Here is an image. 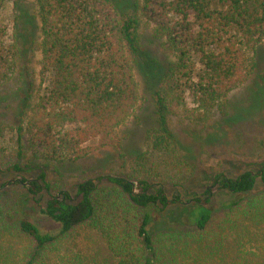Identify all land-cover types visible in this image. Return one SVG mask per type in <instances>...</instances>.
Instances as JSON below:
<instances>
[{"label": "trees", "instance_id": "16d2710c", "mask_svg": "<svg viewBox=\"0 0 264 264\" xmlns=\"http://www.w3.org/2000/svg\"><path fill=\"white\" fill-rule=\"evenodd\" d=\"M5 1L0 0V7ZM35 2L40 24L36 44L29 37L32 32L10 39L0 17V87L16 73L31 86L28 64L35 48L40 51L41 67L49 73L47 89L26 119L19 121L7 169L20 176L11 182L20 183L33 200L39 203L45 196L40 213L58 231H41L23 210L17 225L33 239V247L22 264H45L60 237L84 223L104 237L115 264H161L166 251L159 249L149 231L151 211L179 202L180 194L176 184L166 187L159 181L162 175L157 166L158 171H152L140 165L148 151L135 157L128 177L106 174L55 193L43 171L34 178L20 175L21 161L60 173L59 167L91 153L84 144L92 140L98 149L111 147L119 157L125 156L124 138L116 129L135 114L141 98L134 68L145 56L139 41L143 19L151 25L152 37L174 57L151 82L146 73L142 75L144 83L149 82L145 94L153 103L156 120L147 133L148 148L162 155L161 163L169 171H182L187 160L168 124L170 107L191 112L185 108L188 97L195 110L229 121L230 92L255 72L250 52L264 40V0H129L125 10L119 9L117 0ZM145 63L152 62L145 59ZM29 98L26 95L23 100ZM5 154L0 147L2 160ZM257 178L264 183V166L235 177L216 173L214 186L240 195L252 190ZM101 181L108 185L101 186ZM211 193L205 190L204 199L187 193V202L198 206L188 218L199 232L209 221L210 214L201 205ZM59 264L82 263L65 254Z\"/></svg>", "mask_w": 264, "mask_h": 264}, {"label": "rangeland", "instance_id": "374dc122", "mask_svg": "<svg viewBox=\"0 0 264 264\" xmlns=\"http://www.w3.org/2000/svg\"><path fill=\"white\" fill-rule=\"evenodd\" d=\"M117 1L119 9H128L129 0ZM0 17L7 25L10 39L15 34L21 36L32 32L30 39L35 44L40 41L35 0H6L0 7ZM139 41L145 56H141L139 65L134 68V78L141 98L135 114L116 129L124 138L125 156L119 157L118 150L111 147L98 149L97 141L92 140L84 144L91 148V153L59 167L60 173L52 167L42 170L22 160L24 170L20 175L34 178L43 171L51 192L55 193L59 189L71 190L86 179L96 181L98 176L106 174L128 177L135 165V157L148 151L147 160L139 161L140 165L154 169L157 166L162 175L159 181L166 187L176 184L180 194L179 202H169L162 210L151 211L149 231L156 237L159 249L166 251L161 264H164L165 256V264H264V183L257 178L252 190L240 195L214 186L216 173L235 177L247 170L256 172L264 166V40L250 52L256 63L254 74L229 94V121L221 119L219 114L195 110L188 97L185 108L192 109L191 112H182L176 105L170 107L168 124L176 147L187 160L185 169L177 173L161 163L162 155L149 151L146 137L156 120L153 103L145 94V91L149 92V82L144 83L142 78L146 73L151 82L158 69L174 57L152 37L151 25L143 19ZM40 57V51L35 48L28 64L31 86L25 85L16 73L0 87V147L6 153L3 160L0 158V264H22L33 247V239L17 225L23 210L41 231H58L57 225L40 213L45 196L39 203L33 200L20 183L11 182L20 176L7 169L12 163L19 121L26 119L34 102L48 87L49 73L41 67ZM145 59L152 63H145ZM26 95H30L27 101L23 100ZM154 169L152 171H158ZM4 182L6 184L1 186ZM99 184L108 185L104 181ZM207 189L212 193L208 202L201 206L210 217L199 232L188 218L198 206L194 201L187 202V193H195L204 199ZM171 192L173 189L170 188L169 198ZM65 254L82 264H115L104 237L86 223L61 236L45 264H59Z\"/></svg>", "mask_w": 264, "mask_h": 264}]
</instances>
